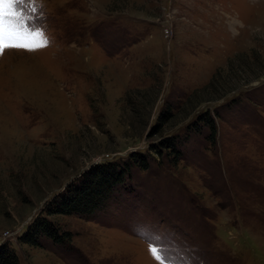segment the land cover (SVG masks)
Segmentation results:
<instances>
[{
	"label": "rangeland",
	"instance_id": "rangeland-1",
	"mask_svg": "<svg viewBox=\"0 0 264 264\" xmlns=\"http://www.w3.org/2000/svg\"><path fill=\"white\" fill-rule=\"evenodd\" d=\"M35 7L3 24L48 44L0 55V245L18 264H158L152 236L178 264H264V0ZM109 162L132 167L102 208L50 217L70 243L20 241Z\"/></svg>",
	"mask_w": 264,
	"mask_h": 264
},
{
	"label": "trees",
	"instance_id": "trees-1",
	"mask_svg": "<svg viewBox=\"0 0 264 264\" xmlns=\"http://www.w3.org/2000/svg\"><path fill=\"white\" fill-rule=\"evenodd\" d=\"M170 115V112L168 114L163 113L160 116L158 127L161 128L164 121H169ZM205 122L212 127V122L209 119H205ZM173 142L174 140L169 142L164 140L162 144L171 149ZM145 158L142 153L131 154L132 166L147 168ZM132 166L130 163L122 165L111 162L102 163L82 174L78 182L68 184L61 193L56 194L48 202L42 214L36 216L28 228L19 236L20 241L31 246H39L40 238L46 237L55 243H70L72 239L71 232L62 230L50 217L56 215L92 216L98 209L103 207L113 185L124 181V177L129 174ZM18 263L16 252L8 248L6 242L1 244L0 264Z\"/></svg>",
	"mask_w": 264,
	"mask_h": 264
},
{
	"label": "snow or ice",
	"instance_id": "snow-or-ice-1",
	"mask_svg": "<svg viewBox=\"0 0 264 264\" xmlns=\"http://www.w3.org/2000/svg\"><path fill=\"white\" fill-rule=\"evenodd\" d=\"M36 11L35 0H0V55L6 49L37 50L48 44L46 34L40 26H34L33 31L19 32L3 27L6 17L12 18L9 23L18 24L20 20ZM149 251L158 264H178L169 250L162 246L159 238L148 236Z\"/></svg>",
	"mask_w": 264,
	"mask_h": 264
}]
</instances>
